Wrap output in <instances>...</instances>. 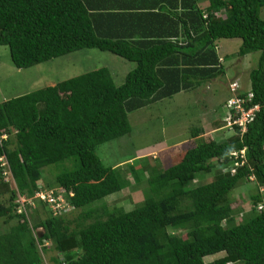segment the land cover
Wrapping results in <instances>:
<instances>
[{
  "label": "trees",
  "instance_id": "16d2710c",
  "mask_svg": "<svg viewBox=\"0 0 264 264\" xmlns=\"http://www.w3.org/2000/svg\"><path fill=\"white\" fill-rule=\"evenodd\" d=\"M179 4L186 40L163 36L148 46L99 31L82 0H0V46H8L18 69L81 49L136 64L121 85L102 67L0 103V132L9 135L0 156L6 153L15 184L0 162V219L10 225L0 233V264H47V242L54 245L52 264H264V0H210L205 9L196 0ZM162 15L165 24L170 17ZM232 38L242 39L239 56L261 52L251 88L240 84L238 90L246 109L259 106L246 131L235 125L234 135L218 141L206 139L204 128L192 129L176 164L151 166L143 201L131 210L108 206L105 198L128 187V177L104 164L97 147L131 132L130 112L224 74L216 41ZM225 117L215 129L226 127ZM242 150L244 157L230 156ZM72 159L74 169L59 173L53 184H39L45 166ZM213 171L212 181L195 184ZM131 174L140 182L146 169L133 166ZM245 181L254 182L249 211L236 209L231 199ZM56 187L67 191L69 211L55 216L35 200L37 207L27 206L29 216L37 208L34 224L18 212L19 194L32 198ZM208 256L216 258L208 262Z\"/></svg>",
  "mask_w": 264,
  "mask_h": 264
},
{
  "label": "rangeland",
  "instance_id": "374dc122",
  "mask_svg": "<svg viewBox=\"0 0 264 264\" xmlns=\"http://www.w3.org/2000/svg\"><path fill=\"white\" fill-rule=\"evenodd\" d=\"M261 16L264 18V8H262ZM241 43V38L223 40L220 50L225 59L223 62L225 72L217 78L218 81L212 80L213 82L207 88L206 83L201 84L196 88L181 91L171 98H164L130 112L131 132L97 147V153L104 164L121 168L123 175L128 177V187L105 198L108 206L111 208L122 206L126 210H131L143 201L144 190L148 186L146 178L150 175L151 166L159 165L160 169H163L176 164L179 161L180 152L184 150L182 143L191 140L192 129L204 128L203 135L206 139L218 141H223L235 134L233 129L226 127L215 129V123L217 121L223 123L222 120L226 115L225 101L231 95L229 84L238 78V81L243 84L247 82L250 86V72L258 67L261 56L259 51L239 56ZM0 48L2 56L0 58V103L102 67L109 68L116 84L121 85L125 79L123 73L127 74L136 66L134 62L111 52L81 49L33 67L18 69L11 60L8 46H0ZM133 166L139 172L142 167L146 169V175L142 181L135 182L131 174ZM75 167L74 159L45 166L39 184H53L59 173ZM215 174L216 172L213 171L200 175L194 182L196 185L210 182L215 178ZM9 181L11 182V179ZM11 185L15 186L14 183ZM253 186L254 182L245 181L233 192L231 199L236 209L242 208L244 211H249L252 208L248 192L252 191ZM98 206L101 207L100 204ZM40 208L43 212L46 210L44 206ZM32 211L30 221L34 224L39 214L37 211L36 213ZM79 213L80 211L76 210L71 214V218L77 217ZM241 216L240 214L239 218ZM9 227V224H5L0 219V233L8 231ZM43 232V228H39L35 231V235L40 237ZM45 245L48 246L45 253L46 262L52 264L50 258L55 254L54 245L51 242ZM214 258L216 256H208L205 260L209 262Z\"/></svg>",
  "mask_w": 264,
  "mask_h": 264
},
{
  "label": "crops",
  "instance_id": "0c3cea01",
  "mask_svg": "<svg viewBox=\"0 0 264 264\" xmlns=\"http://www.w3.org/2000/svg\"><path fill=\"white\" fill-rule=\"evenodd\" d=\"M181 0H82L91 15L97 19L96 27L99 31H110L115 34V40H123L130 44H140L152 46L164 36L172 42L179 41L180 44L187 38V29L185 30L182 23L178 20L184 12ZM199 7L205 9L210 1L196 0ZM169 15L170 19L165 22L166 17L162 14ZM185 18L187 15L184 16ZM94 18V19H95ZM179 22L178 27L177 22ZM176 30H179L177 36ZM190 34L193 35L192 32ZM169 35V36H167ZM162 40V39H161ZM225 39L216 41L217 52L221 63L225 61L221 53V45ZM242 44V43H241ZM1 49V48H0ZM246 56V55H245ZM0 58L2 56L0 55ZM126 72L123 73V78ZM217 78H214L215 81ZM236 80H239L238 78ZM218 81V80H217ZM235 81V80H234ZM213 81L208 80L206 88ZM243 89L251 88L248 83H241ZM53 84V83H52ZM56 83L54 82L53 85ZM8 100V99H7ZM6 101V100H4Z\"/></svg>",
  "mask_w": 264,
  "mask_h": 264
},
{
  "label": "built area",
  "instance_id": "2783aa9c",
  "mask_svg": "<svg viewBox=\"0 0 264 264\" xmlns=\"http://www.w3.org/2000/svg\"><path fill=\"white\" fill-rule=\"evenodd\" d=\"M241 89L240 83L238 80H235L231 83V91L233 92V96L227 102V116L225 117V121L227 122L226 127L229 129H235V125L241 126L242 131L245 132L247 128V124L250 123L254 119V113L259 106L256 105L251 109L245 108L246 98L241 97L238 93V90ZM253 97L252 91H249L248 99L250 100ZM9 138L7 133L0 132V145L2 146L4 142H6ZM245 150L239 152H231L230 156H234L236 159L240 157H244ZM1 166L5 168L4 174L7 176V180L11 179V182H14L10 164L7 158L6 153L0 156ZM239 161L235 162V166H239ZM232 173L236 172V168L233 167L231 169ZM67 191L63 187H56L51 189H41L36 191L35 195L32 198H26L19 194L18 199L16 202L19 204L17 210L19 213H25L27 218L30 220V216L27 210L28 204L36 207V201L44 202L49 208L52 210L55 216L61 215L63 212H67L71 209L69 202L66 199ZM73 195V193H70ZM260 208L262 206H259ZM42 247V245H40Z\"/></svg>",
  "mask_w": 264,
  "mask_h": 264
},
{
  "label": "clouds",
  "instance_id": "9594fccd",
  "mask_svg": "<svg viewBox=\"0 0 264 264\" xmlns=\"http://www.w3.org/2000/svg\"><path fill=\"white\" fill-rule=\"evenodd\" d=\"M259 206H261V205H259ZM259 206H258V208H260Z\"/></svg>",
  "mask_w": 264,
  "mask_h": 264
}]
</instances>
